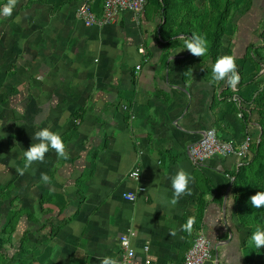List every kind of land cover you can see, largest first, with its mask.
Returning a JSON list of instances; mask_svg holds the SVG:
<instances>
[{
	"label": "crops",
	"instance_id": "1",
	"mask_svg": "<svg viewBox=\"0 0 264 264\" xmlns=\"http://www.w3.org/2000/svg\"><path fill=\"white\" fill-rule=\"evenodd\" d=\"M104 1L18 0L11 16L0 15V264H101L118 258L115 237L128 231L132 264H181L198 233L212 244L206 264H264L250 244L264 227V207L250 203L264 192V169L250 152L205 164L187 154L213 129L225 141L249 136L264 157V76L254 75L252 50L240 53L255 43L240 24L225 28V1L146 0L138 15L84 26L78 6L99 14ZM193 33L205 37L206 56L180 51ZM225 54L237 57L236 89L209 83ZM44 127L60 133L70 158L49 149L19 175ZM181 167L191 195L170 207L162 198L171 199ZM134 169L142 184L131 179ZM128 192L135 202L123 198ZM189 216L191 235L181 231Z\"/></svg>",
	"mask_w": 264,
	"mask_h": 264
},
{
	"label": "clouds",
	"instance_id": "2",
	"mask_svg": "<svg viewBox=\"0 0 264 264\" xmlns=\"http://www.w3.org/2000/svg\"><path fill=\"white\" fill-rule=\"evenodd\" d=\"M18 0H6V3L0 7V15L5 17L11 16L13 9L15 8ZM189 51L193 56L202 57L208 54V44L204 36L193 33L191 36L184 39V47L182 50ZM178 51V52H180ZM177 52V53H178ZM237 57L235 55L225 54L217 58L212 68V76L209 81L210 84H219L221 81L226 82L227 86L236 89L240 82V74L236 64ZM33 139L39 141L38 143H32L27 151H24L25 162L22 168H17L19 175H24L31 166L36 162H43L45 155L49 152V149L55 151L59 159L68 160L70 154L67 151V145L59 132H53L49 127H44L34 134ZM139 172H134L133 176L138 178ZM41 181L44 184L50 186V191H55L52 185V177L46 173H41ZM191 176L184 168H180L172 178L171 185L173 189V195L171 199L166 196L162 198V202L167 206L175 207L180 198L183 195H191L189 189V183ZM251 206L254 208L264 207V192H257L250 197ZM196 224V217L189 216L187 221L181 226V231L191 235ZM175 235V232L171 233ZM135 233H132V238L125 237L123 239V246L128 249L129 256L135 252L134 248ZM209 241L201 238V247H206ZM250 244L254 245L256 249L264 247V227L257 226L255 231L250 236ZM101 264H120V262L113 258L105 256L101 260Z\"/></svg>",
	"mask_w": 264,
	"mask_h": 264
},
{
	"label": "built area",
	"instance_id": "3",
	"mask_svg": "<svg viewBox=\"0 0 264 264\" xmlns=\"http://www.w3.org/2000/svg\"><path fill=\"white\" fill-rule=\"evenodd\" d=\"M146 6V0H105L101 12L95 13L88 2L81 3L77 10V18L84 24V26L103 27L113 25L122 11H130L135 15L142 13ZM139 52L144 54V49L140 48ZM148 59V57H146ZM140 67H136L138 71ZM252 144V140L249 136H245L242 142L237 141H225L216 135L213 129L208 130L203 137L191 144L187 149L188 156L193 162L197 164H205L216 161L220 158H227L230 156H236L238 158H244L248 154L249 148ZM134 172H139V169H134L130 177L134 181L142 184L141 175L138 178L133 176ZM138 190L142 193L145 192V188L140 185ZM123 198L131 203L135 202L136 196L134 193H124ZM131 231L127 234H119L115 237V242L118 250L117 260L120 264H132L135 257L129 256L128 249L123 246V239L125 237L132 238ZM209 241L206 247H201V238ZM145 251L148 247H144ZM264 254V247L261 248ZM212 258V244L210 240L202 233H198L194 238L192 246L185 252L181 264H206ZM141 264H151L148 258H145ZM252 264V263H251Z\"/></svg>",
	"mask_w": 264,
	"mask_h": 264
},
{
	"label": "rangeland",
	"instance_id": "4",
	"mask_svg": "<svg viewBox=\"0 0 264 264\" xmlns=\"http://www.w3.org/2000/svg\"><path fill=\"white\" fill-rule=\"evenodd\" d=\"M3 1L5 0H0V2ZM219 1L221 3L225 1V11L227 12L225 14V28L229 29L231 26L238 23L241 25V27L244 28L246 35L248 36L249 34V42L255 43L256 46L252 49L254 53L253 56L256 59H254L253 61L256 66L254 75L264 76V0ZM249 52H251L249 46H242V48L240 49V53H242V56L243 54L251 56ZM261 70L262 74L260 73ZM262 93L264 95V91ZM262 102H264V98H262V101L260 102L261 105L263 104ZM262 109H264V106L262 107ZM262 111L264 112V110Z\"/></svg>",
	"mask_w": 264,
	"mask_h": 264
},
{
	"label": "trees",
	"instance_id": "5",
	"mask_svg": "<svg viewBox=\"0 0 264 264\" xmlns=\"http://www.w3.org/2000/svg\"><path fill=\"white\" fill-rule=\"evenodd\" d=\"M6 3V0L1 2L0 3V7H2L3 4ZM255 47L254 44L250 45L249 48L250 50H252L253 48ZM264 109H261L260 113H261V118L264 122V112L262 111ZM262 128H263V131H264V125H262ZM258 147H264V132H263V135L261 137V140H260V144ZM250 152V155H251V158H250V161H253L252 163L257 165V167L259 168V170H263L264 169V157H261L260 155L257 154V149H252L251 148L249 149L248 153ZM242 176V174H240V177ZM237 180L239 182V175L237 177ZM237 183V182H236Z\"/></svg>",
	"mask_w": 264,
	"mask_h": 264
}]
</instances>
